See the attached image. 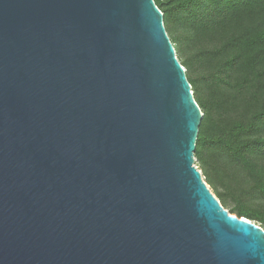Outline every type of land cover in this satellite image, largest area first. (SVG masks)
I'll return each mask as SVG.
<instances>
[{
	"label": "water",
	"instance_id": "1",
	"mask_svg": "<svg viewBox=\"0 0 264 264\" xmlns=\"http://www.w3.org/2000/svg\"><path fill=\"white\" fill-rule=\"evenodd\" d=\"M202 116L154 0H0V264H264Z\"/></svg>",
	"mask_w": 264,
	"mask_h": 264
},
{
	"label": "trees",
	"instance_id": "2",
	"mask_svg": "<svg viewBox=\"0 0 264 264\" xmlns=\"http://www.w3.org/2000/svg\"><path fill=\"white\" fill-rule=\"evenodd\" d=\"M154 1L203 113L196 164L225 209L264 229V0Z\"/></svg>",
	"mask_w": 264,
	"mask_h": 264
},
{
	"label": "rangeland",
	"instance_id": "3",
	"mask_svg": "<svg viewBox=\"0 0 264 264\" xmlns=\"http://www.w3.org/2000/svg\"><path fill=\"white\" fill-rule=\"evenodd\" d=\"M196 165H197V164H196ZM197 166H198V165H197ZM230 207H231V203L228 202V203H227V208L230 209Z\"/></svg>",
	"mask_w": 264,
	"mask_h": 264
},
{
	"label": "built area",
	"instance_id": "4",
	"mask_svg": "<svg viewBox=\"0 0 264 264\" xmlns=\"http://www.w3.org/2000/svg\"><path fill=\"white\" fill-rule=\"evenodd\" d=\"M196 165V164H195ZM196 167H198L197 165H196Z\"/></svg>",
	"mask_w": 264,
	"mask_h": 264
}]
</instances>
